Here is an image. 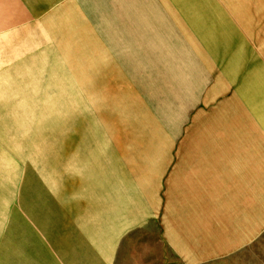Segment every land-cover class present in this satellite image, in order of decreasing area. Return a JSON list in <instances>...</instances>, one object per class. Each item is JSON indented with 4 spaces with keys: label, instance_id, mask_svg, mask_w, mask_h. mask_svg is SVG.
<instances>
[{
    "label": "crops",
    "instance_id": "obj_1",
    "mask_svg": "<svg viewBox=\"0 0 264 264\" xmlns=\"http://www.w3.org/2000/svg\"><path fill=\"white\" fill-rule=\"evenodd\" d=\"M12 1L16 12L9 0H0L2 63L36 61L25 58L31 53L48 54L56 63L98 64L82 78H101V87L116 93L123 90V62L146 65L144 83L141 66L131 75L144 102L129 93L158 128L161 139L155 140L173 144L148 157L162 160L152 166V185L160 179L155 198L162 234L175 252L181 253L187 224L203 262L241 253L264 235V66L226 17L233 0ZM187 16L206 21L200 24L203 39ZM186 29L196 37L193 45L185 38L195 60L183 63L167 48L177 45L170 31L186 36ZM218 60L235 71L234 78ZM111 63L120 66L106 69ZM180 197L187 200L173 203ZM166 198L172 201L168 212ZM182 207L193 208V216L181 220L184 226L177 219ZM172 231L184 232L176 243Z\"/></svg>",
    "mask_w": 264,
    "mask_h": 264
},
{
    "label": "rangeland",
    "instance_id": "obj_2",
    "mask_svg": "<svg viewBox=\"0 0 264 264\" xmlns=\"http://www.w3.org/2000/svg\"><path fill=\"white\" fill-rule=\"evenodd\" d=\"M8 7L17 11L12 0ZM233 10L226 17L264 66V0H233ZM188 18L204 37L200 24L206 21ZM186 30V36L170 31L177 45L167 48L183 63L195 53L185 38L193 45L196 37ZM31 56L25 58L36 61L0 62V264H264V235L247 250L215 262L194 254L190 224L185 234L172 231L174 243L186 236L181 253L163 236L156 203L161 181L152 185L151 174L162 160L148 156L173 144L155 140L161 139L158 128L132 83L137 65L145 82V64L123 62V90L116 93L101 87L105 81L92 71L95 77L82 78L98 64ZM217 62L233 77L235 71ZM113 65L120 66L106 69ZM172 201L165 200L167 212ZM182 210L180 222L193 216V208Z\"/></svg>",
    "mask_w": 264,
    "mask_h": 264
}]
</instances>
